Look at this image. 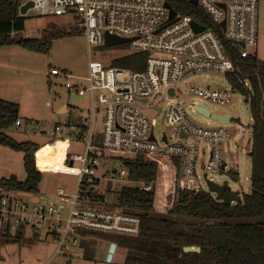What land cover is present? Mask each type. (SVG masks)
<instances>
[{"label": "built area", "instance_id": "1", "mask_svg": "<svg viewBox=\"0 0 264 264\" xmlns=\"http://www.w3.org/2000/svg\"><path fill=\"white\" fill-rule=\"evenodd\" d=\"M27 1H32L30 8L40 15H73L88 46L103 44L104 34L108 33L130 38L129 51L147 53L144 68L137 70L103 65L89 59L85 87L72 83L71 77L52 68L51 75L66 77L64 87L68 91L78 95L88 93L90 101V127L86 122L83 133L80 126L76 134L73 124L66 132L56 124L48 133L50 137L60 134L80 138L84 143L82 152L74 153L70 159L71 165L78 163L74 189L65 191L58 187L53 196L43 200L36 196L18 198L9 195L11 191H5L0 199L1 230L14 232L21 227H30L36 232L43 230L44 238L50 237L55 244L53 256L70 258L80 239L87 235L86 231L128 236L140 232L141 213L116 204L108 205L105 195L98 189L97 169L101 159L89 154L97 112L102 114L97 141L101 147L179 158L177 189L180 191L204 190L198 178L208 179L209 173L226 168V163L222 168L220 146L229 131L223 126L194 123L188 117L187 108L202 114L197 109L201 105L191 101L189 94L215 103H227L233 89L230 84L228 88L186 84L185 79L201 72L225 74L235 70L216 26L225 40L238 46L241 57L251 53L249 47L257 45L259 0H197L196 6L208 16L212 26L176 11L169 18L166 0H24L19 10ZM192 21L205 28L196 32ZM144 109L153 110L162 122L169 121V133L163 132L157 137ZM20 124V120L15 122V126ZM35 129L45 132L39 126ZM201 143L208 145V151ZM198 153L207 154L201 174L195 170ZM121 173L127 177L125 169ZM133 185L138 190L151 188L144 183Z\"/></svg>", "mask_w": 264, "mask_h": 264}, {"label": "trees", "instance_id": "2", "mask_svg": "<svg viewBox=\"0 0 264 264\" xmlns=\"http://www.w3.org/2000/svg\"><path fill=\"white\" fill-rule=\"evenodd\" d=\"M22 0H0V46L17 45L28 51L48 53L52 40L73 32L44 29L40 37H15L24 29L25 17L19 13ZM182 15L212 26L208 16L189 0H166ZM235 70L225 73L233 90L249 105L251 116L250 192L242 193L240 203L227 204L207 190L177 189L180 159L167 154L115 151L93 141L89 154L100 159L119 160L127 171V185L117 192L115 204L141 213L140 232L136 236L110 233H85L108 238L126 248L123 264H264V60L251 52L241 57L235 45L222 37ZM126 48L129 43L119 44ZM146 52L129 51L108 65L129 70L143 69ZM48 84L50 80L48 79ZM20 120L19 104L0 97V145L22 153L25 178L11 174L0 178V190L38 193L42 173L37 169V143L16 141L6 130ZM21 122V120H20ZM73 124V123H72ZM67 122L66 125H72ZM86 130L82 126L81 132ZM228 172L238 178L233 169ZM134 183L149 184V190H138ZM228 194L234 195L227 191ZM2 195L0 194V199ZM24 227L14 232L0 231V245L20 242ZM32 231L31 238L38 239ZM199 246V251L184 252L183 246ZM84 258L91 259L88 248Z\"/></svg>", "mask_w": 264, "mask_h": 264}, {"label": "rangeland", "instance_id": "3", "mask_svg": "<svg viewBox=\"0 0 264 264\" xmlns=\"http://www.w3.org/2000/svg\"><path fill=\"white\" fill-rule=\"evenodd\" d=\"M21 15L25 17L24 29L13 33L15 37H40L44 29H51L50 31L56 29L73 30V32L54 38L49 52L43 54L28 51L17 45L0 46V97L5 98L4 96L7 95H4L3 92L10 90V96L8 95L9 97L5 99L19 104V116L22 118L20 126L13 125L6 130V133L16 141L30 140L40 145L35 153L37 169L42 173L39 184L40 192L50 194L58 187H62L65 191H71L75 186L78 163L70 165L69 162L74 153L82 152L84 143L80 138H68L60 134L50 137L48 133L54 129L56 124L62 126L63 132L68 131L67 122L73 123L75 125L74 132L79 133L80 126L85 125L86 122L90 127L91 111L88 93L78 95L68 91L64 87L66 77H71L72 83L85 87L84 78L87 75L89 59L108 65L112 59L129 52L130 49L129 46L124 48L119 44L110 46L92 44L88 46L84 34L78 28V20L70 14L44 16L32 8H28ZM257 25V45L249 47V51L256 53L261 60H264V0L258 2ZM52 68L58 69L66 77L51 75L50 70ZM48 79L50 80L49 84ZM185 83L210 88L229 87V82L223 72L193 74L185 79ZM189 99L205 107L211 114L228 113L231 116L230 121L222 125L210 116L207 117L187 108L188 117L194 123L202 126H223L229 131V135L220 146L222 160L226 163V168L216 173H209L208 179L217 184L228 186L229 192L232 194L241 196L242 193L250 192L251 163L248 152L251 147L252 121L249 105L245 103L244 97L238 91L233 90L227 103L211 102L193 94H189ZM144 113L149 117L157 137H160L163 132L169 133V121L162 122L161 117L155 115L151 109H144ZM101 116V111L95 114L94 141H98L100 138ZM37 126L44 129L45 132L36 130ZM201 144L208 151V145L206 143ZM0 147L10 155L0 156L5 158L9 165L0 169V178L13 174L18 179L23 180L25 171L22 165V153L4 146ZM206 161L207 154L203 156L198 153L195 164L197 173H202V166ZM124 169V165L119 160H100L97 169L98 189L105 195L108 205L115 204L118 190L128 183L126 175L121 173ZM229 169L236 171L238 178H234L228 172ZM108 179L112 181L110 190L106 189ZM198 182L202 189L207 190L206 182L202 176L198 178ZM0 194L4 195L5 191L0 190ZM35 194L22 191L9 193V195L18 198H28ZM31 234L30 227H26L24 238L20 242L13 241L1 244L0 264H45V260L48 259L49 264L106 263L102 259L105 241L103 237L96 238V241H89L95 249L93 257L87 259L82 257L83 253L79 248L75 249L74 256L70 258L62 255L54 257L55 244L51 238L45 239L43 230L38 231L37 240L30 239ZM108 244L109 250L117 247L113 242ZM121 249L119 247V252L122 251ZM114 253L115 250L107 251L105 260H110Z\"/></svg>", "mask_w": 264, "mask_h": 264}, {"label": "water", "instance_id": "4", "mask_svg": "<svg viewBox=\"0 0 264 264\" xmlns=\"http://www.w3.org/2000/svg\"><path fill=\"white\" fill-rule=\"evenodd\" d=\"M189 2L196 6L197 5V0H189ZM166 6L169 8V18H172L175 14V11L170 7V5L166 2L165 3ZM32 6V1H27L26 3H24L23 5H21L19 12L21 14H24L28 8H30ZM192 27L196 32H199L201 30H203L205 28L204 25H199L197 22L192 21ZM221 26L222 28H224V21L221 22ZM130 38H124V37H118L112 34H108L105 33L104 34V41L103 44H105L106 46H110V45H117V44H122V43H127L128 41H130ZM236 49L238 48V46H235ZM65 107V106H64ZM198 111H200L202 114H204L205 116H210L213 119L218 120L220 123L224 124L229 122V118H230V114L225 113V114H210L209 111L203 107V106H199L197 107ZM248 155H250V152H248ZM71 161L69 162V164L71 165ZM225 163L222 165V168H224ZM113 173H115V170H113ZM205 177V175H204ZM206 185H207V191L210 193H214L215 194V199L216 200H220L222 202H225L227 204L230 203H240L241 202V197L239 195H230L227 193V191H229V187L225 186V185H220L215 183L214 181L204 178ZM111 179L107 180L106 183V189L109 190L111 188ZM182 250L184 252H193V251H199L200 247L199 246H190V245H186L182 247Z\"/></svg>", "mask_w": 264, "mask_h": 264}, {"label": "crops", "instance_id": "5", "mask_svg": "<svg viewBox=\"0 0 264 264\" xmlns=\"http://www.w3.org/2000/svg\"><path fill=\"white\" fill-rule=\"evenodd\" d=\"M0 92H1V89H0ZM4 93V95H7V96H4L5 98L6 97H9L10 96V94H11V92H10V90H7V91H5V92H3ZM9 95V96H8ZM2 98V97H1ZM5 98H3V99H5ZM7 100V99H6ZM64 109H65V107H63ZM65 111V110H64ZM20 120H22V118L20 117ZM21 125V124H20ZM19 125V126H20ZM18 127V126H17ZM1 146V145H0ZM3 151V152H2ZM16 152V151H15ZM2 155H5V156H10L9 155V153L7 152V151H5L4 149H2L1 147H0V156H2ZM1 159H2V161H1ZM2 162H4V164H1ZM35 162H36V158H35ZM37 164V163H36ZM7 166H9L8 165V161H5V158H2V157H0V169H2V168H5V167H7ZM37 166V165H36ZM55 190L56 189H54L53 191H52V193H50V194H43V192H40V190H39V192L38 193H36L35 195H33V196H36V197H38V198H40V199H46V198H48V197H51V196H53L54 195V192H55ZM110 190V189H109ZM96 238H98L97 236H95V235H90V234H87V235H85L84 237H82L81 239H80V243H79V245L77 246V248L76 249H80V250H82V257L84 256V250H85V248H88V250L91 252V257H93V253H94V249H95V247L94 246H91V244H90V242L89 241H96ZM104 243H103V245H104V248H103V250H104V252H103V260H104V262H106L105 264H123V261H124V257H125V255H126V252H127V250H126V248L125 247H123V246H121V245H119V244H117L116 242H114V241H111V240H107L106 238H104ZM105 242H107V243H105ZM109 242H113L114 244H116V248H114V249H112V250H109ZM119 247H121L122 249V251H120L119 252ZM115 250V253H114V255L113 256H111L110 257V260H105V256H106V253H107V251H114ZM115 255H117L116 257H115ZM84 258V257H83ZM45 264H49V259L48 260H45V262H44Z\"/></svg>", "mask_w": 264, "mask_h": 264}]
</instances>
